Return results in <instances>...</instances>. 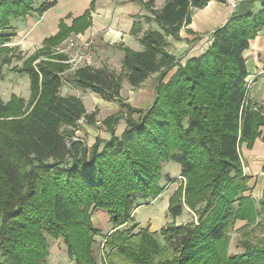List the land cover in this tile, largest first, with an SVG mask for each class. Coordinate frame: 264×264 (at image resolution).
Returning <instances> with one entry per match:
<instances>
[{"label": "trees", "instance_id": "1", "mask_svg": "<svg viewBox=\"0 0 264 264\" xmlns=\"http://www.w3.org/2000/svg\"><path fill=\"white\" fill-rule=\"evenodd\" d=\"M43 1L35 7L33 0H0V54L11 52L1 64L14 57L3 45L13 22L54 4ZM209 1L166 0L152 9L157 28L138 37L142 50L123 47L118 71L90 65L69 71L66 56L52 50L19 59L13 70L28 75L29 98L0 96V264H49L47 237L60 239L75 264H97L96 238L108 264H264V238L244 237L241 252L229 251L235 223L244 222L241 230L264 216V189L258 201L250 196L241 154V146L251 148L264 130L263 106L249 96L244 53L264 29V0H239L250 6L237 4L208 34V47L181 63L169 40H179L194 10ZM81 28L75 20L70 27L60 24L44 43ZM131 32H140L137 23ZM153 74L148 107L121 99L124 80L137 88ZM65 81L118 102L120 110L101 122L107 139L96 137L91 145L74 139L81 120L95 125L96 115L81 98L61 93ZM168 161L186 180L170 198L173 219L156 231L139 228L131 212L161 193V166ZM184 204L193 219L178 224ZM96 210L109 217L112 232L94 225Z\"/></svg>", "mask_w": 264, "mask_h": 264}, {"label": "crops", "instance_id": "2", "mask_svg": "<svg viewBox=\"0 0 264 264\" xmlns=\"http://www.w3.org/2000/svg\"><path fill=\"white\" fill-rule=\"evenodd\" d=\"M53 1L54 4L46 11L39 15L34 13V18H23L26 25L24 36L27 38V41H23L24 44L30 48L31 43L35 41L38 43L39 41H43L44 39L58 34L60 31V24L64 23L66 27H70L75 20L76 27L83 26V28H81V30H76V32L75 30L69 32V36L67 35L68 37L66 40L75 38L77 41L91 39L93 43H95V51L92 57L95 64H93L92 67L99 68L105 66L106 68L118 71L121 68L124 58L123 47H128L133 51H140L143 49V45L139 42L138 37L150 28H157L155 21L152 19L151 10L161 9L166 0ZM238 3L239 0H210L205 7L194 10L190 24L183 27L179 32L180 39L169 40L170 52L175 55L181 63H184L191 57L199 55L211 42L208 34L221 27L235 11L237 6H239L240 9L250 6L245 2ZM259 5L260 3L258 1L254 2V9L259 8ZM135 23L139 25L140 32L133 35L131 31ZM188 30H191L193 33H188ZM244 53L246 67L249 72V80H252L249 88L250 99L252 102L255 101L263 106L264 110V29L256 35L255 39L251 41L249 49ZM156 76L157 74L151 75V77L143 81L137 88H132L127 81L124 80L120 92L121 98H124V100L135 108L148 107L154 100V82ZM150 80L151 83H149L150 86L148 87L150 89L144 90L145 84ZM61 90L63 93L64 89L62 88ZM5 91L6 89H4V86L0 87L1 98ZM126 91L128 93L124 95L123 93H126ZM9 94L8 96L10 97L11 94L15 93L9 90ZM67 94H72L81 98L88 113L93 112L95 106L99 105V103H109L95 92L93 93L83 88H80L79 96L72 91H68ZM145 94L150 96L151 99L147 103L145 99H142V95ZM134 98L139 100L138 105L134 104ZM3 101H8V98L3 99ZM87 102L90 108L87 106ZM262 136H264V130L262 131ZM262 136L256 138L251 148H247L246 144L241 146L243 168L245 173L251 176L250 183L252 188L249 194L255 201L261 198L264 189L263 178H258L259 174H262V170L264 169V139H262ZM171 163L174 164L181 173L179 165L175 162ZM258 179L259 183L257 181ZM259 185L261 186V190L258 191L257 188ZM137 209L139 208H136V210ZM107 219L108 226L111 227L109 218ZM186 221L187 220L183 221L182 219V221H178L177 223H185ZM243 224L244 222H236L234 229L241 228ZM231 245L232 238L230 237L229 251L233 252L231 250ZM238 252L241 251H235L233 253Z\"/></svg>", "mask_w": 264, "mask_h": 264}, {"label": "rangeland", "instance_id": "3", "mask_svg": "<svg viewBox=\"0 0 264 264\" xmlns=\"http://www.w3.org/2000/svg\"><path fill=\"white\" fill-rule=\"evenodd\" d=\"M41 1L43 0H33L34 6L37 7ZM46 2H52L53 0H44ZM43 1V2H44ZM54 2V1H53ZM38 13L37 10H34L33 12L27 14L25 17H35V14ZM17 19L13 22L14 28L11 30L13 35L11 36L10 40L6 42L5 46H9L12 49V53L14 57L11 58V63L7 65H3L0 62V87L4 86V89L6 91L4 92L2 99L8 98L9 99V90L13 93L17 94V96L23 97L24 99H28L30 96V88H29V77L27 74H17L13 68L19 67L22 64V59L19 60L21 57H27L31 54H34L36 51L40 52L42 50H52L54 53H58L57 48H64L66 47V38L69 36H65L64 39L59 41L58 43L52 44L49 42V44L44 43L43 41H35L34 43H31V47H27L23 41H27V38L24 36V29L26 28L25 20L23 18ZM37 17V16H36ZM34 40V39H33ZM71 40V39H69ZM64 41V42H63ZM43 48V49H42ZM11 52H8L7 54H0V57L3 58V56H10ZM19 55V56H18ZM64 55L66 56V59L72 60L73 53L72 51H65ZM18 56V57H17ZM41 59H45L46 57L44 55L40 56ZM1 59V58H0ZM72 62V61H71ZM71 65L69 62H65ZM95 64V61L92 62V65ZM101 66V65H100ZM102 67V66H101ZM251 82V80H249ZM151 83V80L148 81V83L145 84L144 90H148V88ZM72 83H69L68 81H65L61 88H63V93L61 90V93L63 95L67 94L68 91H72L73 93H77L78 96L80 95V87L73 86ZM126 93H123L124 95H127ZM10 95V94H9ZM1 96V95H0ZM122 99V98H121ZM135 99V98H134ZM132 99V100H134ZM142 99H145V102H149L150 96L148 95H142ZM124 100V98L122 99ZM135 102V105L139 104V100L133 101ZM87 106L90 108V105L87 102ZM141 108V107H138ZM144 109V108H141ZM120 110L119 104L117 101H109V103H99V105L95 106L94 112H95V119L96 123L95 125H88L85 122H80L78 132H76L75 138L76 140H84L88 145H91V143L96 139V137L101 138H108V134L106 129L104 128L103 124L101 123L104 118L109 117V115H113L117 113ZM136 116V115H134ZM92 133V134H91ZM95 133V135H94ZM264 139V136L262 137ZM170 163V164H169ZM263 173L259 174L258 178L262 177L264 182V169L262 170ZM185 177L181 175L179 170H177V167L172 164L170 161L163 163L161 166V179L159 181V185L163 186V190L161 193L156 196L155 198H149L147 200H143L141 205H137L133 211L131 212V215H133L135 222L139 224V228L142 227H148L151 231H156L160 227L166 225L167 223H170V221L173 219L171 214L169 213V206L171 203L170 198L173 197L177 192L183 191L185 187ZM259 183V179L257 180ZM261 186L257 188V190L260 189ZM253 190V189H252ZM256 191V190H255ZM254 191V192H255ZM184 201V200H183ZM136 208H139L136 210ZM138 211V212H137ZM182 215L177 216L175 218V221H185L187 222L191 221L192 214L191 210L187 207L186 204L183 205ZM184 213V214H183ZM92 219L94 225L103 231V233H110L112 232V228L108 226V219L109 218L105 212L96 210L92 212ZM256 224V223H255ZM252 224L251 227H243V229H232L230 237L232 238V245L231 250L233 252L242 251V247L240 245V241L243 240L245 237L246 239L257 242L259 239L264 238V216L259 218L257 221V224ZM159 227V228H158ZM48 247H49V254L47 256V261L49 264H75L73 260L69 259L66 255V247L62 243L60 239H51L47 237ZM258 239V240H257ZM93 251L95 259L97 260V264H108V260L106 259L105 255L106 252L103 248V242H100V238H96L95 243L93 244Z\"/></svg>", "mask_w": 264, "mask_h": 264}, {"label": "built area", "instance_id": "4", "mask_svg": "<svg viewBox=\"0 0 264 264\" xmlns=\"http://www.w3.org/2000/svg\"><path fill=\"white\" fill-rule=\"evenodd\" d=\"M66 47L64 46V48H57L58 53L63 54L65 53V51H72L73 56H72V60L69 59H64V62H69L71 63V65L69 66V71H74L76 69H78L81 66H86V65H92L93 62V54L95 51V43H93V41L90 40H76L75 39H71V40H67V42L65 43ZM72 61V62H71ZM252 81V80H251ZM251 83V82H250ZM262 114L264 116V110L262 111Z\"/></svg>", "mask_w": 264, "mask_h": 264}]
</instances>
